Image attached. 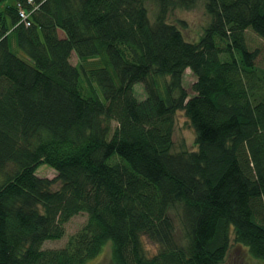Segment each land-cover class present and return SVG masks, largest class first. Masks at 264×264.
Wrapping results in <instances>:
<instances>
[{
	"label": "trees",
	"instance_id": "16d2710c",
	"mask_svg": "<svg viewBox=\"0 0 264 264\" xmlns=\"http://www.w3.org/2000/svg\"><path fill=\"white\" fill-rule=\"evenodd\" d=\"M28 1L0 0V264H91L109 245L113 264H223L233 243L264 264V69L246 39L264 40V0H205L198 42L152 23L144 0H33L27 27ZM179 111L197 151L173 153ZM43 165L57 177H39ZM80 214L63 248H43Z\"/></svg>",
	"mask_w": 264,
	"mask_h": 264
},
{
	"label": "rangeland",
	"instance_id": "374dc122",
	"mask_svg": "<svg viewBox=\"0 0 264 264\" xmlns=\"http://www.w3.org/2000/svg\"><path fill=\"white\" fill-rule=\"evenodd\" d=\"M10 2V1H9ZM144 6L146 7L149 18L152 23H156L159 20H166L170 24L176 25L183 32L185 38L190 42H198L204 35L206 30L210 27L213 16L209 14L206 9V1L199 0L192 5H182L176 0L168 2H161L160 0H144ZM4 4H0V11L4 10ZM246 39L248 47L251 50H257L259 57L257 64L264 69V40L259 38L252 31H247ZM9 42L11 50L19 58L28 63H31L27 55L19 49L17 44V38L14 33L10 34ZM72 63L79 65L80 61L76 55L72 58ZM86 69L99 68L102 66L100 59H91L84 62ZM82 80L84 76L82 75ZM160 88L163 91L165 83H170V78H158ZM196 82L195 76L190 70H187L183 79V88L186 90L189 96H193L195 93L192 89L193 84ZM83 86H86V82L83 81ZM100 93V90L97 88ZM135 93L139 99H144L145 89L143 85L135 86ZM178 97V93L174 94ZM197 151L196 145V133L184 111H179L175 117V127L173 133V153H185ZM37 175L41 178L55 179L57 172L47 165L41 166L37 170ZM60 184L55 185V189H58ZM169 214L174 223L177 239L182 245H187L188 235L184 225L183 205L175 204L169 209ZM88 216L86 214H80L73 217L65 226V236L61 240L47 241L43 244L44 249H61L68 242L69 238L77 234L86 224ZM145 249L149 255L156 253V246L148 239L144 241ZM91 264H113L112 263V248L109 245L98 259H95ZM223 264H260L255 260L249 252L243 247L235 246L233 243L231 250Z\"/></svg>",
	"mask_w": 264,
	"mask_h": 264
},
{
	"label": "built area",
	"instance_id": "2783aa9c",
	"mask_svg": "<svg viewBox=\"0 0 264 264\" xmlns=\"http://www.w3.org/2000/svg\"><path fill=\"white\" fill-rule=\"evenodd\" d=\"M28 4L32 6L31 11H28L25 7H22L21 5L18 6L19 20L21 23H24L27 27L31 25V22H30L31 14L38 8L37 5H35L33 0H29Z\"/></svg>",
	"mask_w": 264,
	"mask_h": 264
}]
</instances>
